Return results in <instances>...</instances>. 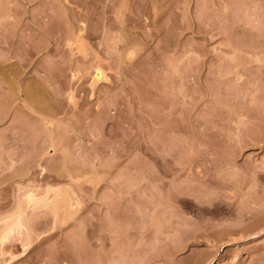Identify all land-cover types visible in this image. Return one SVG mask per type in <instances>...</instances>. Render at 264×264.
Returning a JSON list of instances; mask_svg holds the SVG:
<instances>
[{"label": "rangeland", "instance_id": "obj_1", "mask_svg": "<svg viewBox=\"0 0 264 264\" xmlns=\"http://www.w3.org/2000/svg\"><path fill=\"white\" fill-rule=\"evenodd\" d=\"M2 71L0 264H264V0H0Z\"/></svg>", "mask_w": 264, "mask_h": 264}, {"label": "bare ground", "instance_id": "obj_2", "mask_svg": "<svg viewBox=\"0 0 264 264\" xmlns=\"http://www.w3.org/2000/svg\"><path fill=\"white\" fill-rule=\"evenodd\" d=\"M0 74H1L2 78L4 79V81H7V75H6V72L2 71V73H0ZM99 75H100V71L97 70V71H96V77H99ZM22 227H26V225H25L23 219H22L21 217H18V218L16 219V221H15L12 225H10L9 228L7 229V231L3 234V236H2V240H3V241L8 240V239H9V234H10V233H12V232H14L15 230H18L19 228H22ZM26 229H27V227H26Z\"/></svg>", "mask_w": 264, "mask_h": 264}]
</instances>
